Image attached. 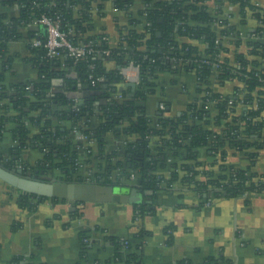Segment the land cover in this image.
Wrapping results in <instances>:
<instances>
[{"label": "trees", "instance_id": "trees-1", "mask_svg": "<svg viewBox=\"0 0 264 264\" xmlns=\"http://www.w3.org/2000/svg\"><path fill=\"white\" fill-rule=\"evenodd\" d=\"M205 1L143 0L144 8L139 12L143 26L137 28L134 24L141 21L129 19L126 27L119 31V44L110 47L104 33L94 32L95 11L102 14L105 3L110 2L116 9L128 13L134 0H0L1 79L12 60L8 53L10 41L27 39L30 62L37 70V77L33 80L10 86L0 85V132L5 128L4 124L10 122L13 125L10 130L14 142V146L7 152L0 151L1 161L7 167H12L18 161L22 163L23 170L31 175L38 168L44 170L43 177H56L64 181L88 180L103 184L132 181L138 184L143 196L151 194L153 197L161 189L171 191L170 185L180 182L186 189L198 194L201 203L210 201V195L237 196L251 189L252 186L246 182L252 175H247L245 171L252 163L246 169L236 167V175L233 176V172H228V169L234 165L228 161V164H219L218 171H203L200 180L196 178L199 171L195 167L202 164L198 159L199 154L203 152L207 156L209 150L215 149L221 160H229L227 151L222 149L225 141L229 146L238 145L242 149L254 147L255 143L228 135V139H225L217 133L212 137L213 131L205 129L203 123L198 122L201 110L192 102L176 116L168 114L165 103V108L159 110L155 120L146 115L143 104L145 97L156 91L160 73L193 72L196 77L208 83L204 79L211 75L212 63L219 61L220 57L222 61L218 63L217 73L219 84L235 77L250 90L259 87L258 94L264 90H261V87L264 88L261 79L264 74L255 75L256 70L247 69L248 64H259V58L264 60V41L246 40L248 49L243 52L230 49L228 45L231 43L232 47L237 48L242 43L239 38L216 43L218 35L221 38H234L239 35V31L226 20L211 15ZM231 1L239 5L243 16L250 13L257 23L255 32L262 34L264 7L256 6V0ZM41 14L58 17L60 29L70 30L68 38L72 43L91 42L97 51L76 64L65 52H60L55 58L47 57L42 45L31 46L36 33L44 34L40 25L33 24L34 19ZM176 36L190 41L178 42ZM200 42L206 45L203 51L197 46ZM105 49L109 50L108 54L102 52ZM230 52H233L234 62L239 64L236 72L233 71L236 66L229 62ZM204 55H208V58L204 59ZM172 58L174 61H171ZM105 61H112L114 68L107 69ZM130 63L139 68V83L134 90L129 87L123 92H117V85L125 82L120 69ZM179 63L177 67L173 66ZM90 73L94 77L102 75L104 81L92 85L88 78ZM79 84L90 87L96 93L77 104L72 97ZM49 91L53 92L48 95ZM116 94L121 97L116 98ZM216 95L214 93L212 97ZM218 106L221 110L225 109V101L219 102ZM263 108L264 104L259 102L258 109L252 113H259ZM196 115L198 118L192 119ZM93 116H97L100 122L91 128ZM219 119L221 116L218 115L217 121ZM263 126L264 123H258L247 127L245 132L251 134L252 129L260 132ZM33 129L36 131L32 132ZM74 130L87 139H73L68 134ZM109 133L135 138L126 143L123 152H108L106 136ZM207 144L210 147L204 151L203 147ZM30 146L37 148L41 155L34 165L21 158L22 150ZM168 159H171L170 162ZM82 162L95 163L97 171L83 173ZM159 169H168L170 172L164 175L158 172ZM190 172L192 175L189 176ZM131 174L135 176L133 180L130 179ZM6 186L9 193H16L19 207L33 210L38 203L49 199L24 195ZM49 200L64 201L56 198ZM132 205L134 218H141L153 211L147 208L143 197ZM79 214L77 210L73 212V215ZM146 234L142 228L138 229L134 237L139 242L134 244L129 238L126 239V249H123V239L108 238L114 245V255L109 264H142V246ZM91 236V232L80 233V238L86 242H83L85 246L91 242ZM9 264L33 262L23 256H13Z\"/></svg>", "mask_w": 264, "mask_h": 264}, {"label": "crops", "instance_id": "crops-1", "mask_svg": "<svg viewBox=\"0 0 264 264\" xmlns=\"http://www.w3.org/2000/svg\"><path fill=\"white\" fill-rule=\"evenodd\" d=\"M255 2L264 7V0ZM205 5L211 15L226 20L239 31L242 43L237 48H229L246 51V40L257 26L250 13L243 16L239 5L231 0H206ZM143 8V0H134L128 13L106 2L102 14L94 10V32L104 33L108 45L116 47L120 29L126 27L129 19L140 20L139 12ZM140 21L134 26L141 28L143 21ZM176 40L190 41L181 36H176ZM260 41H264V37ZM197 46L203 51L206 45L200 42ZM8 53L12 60L3 78L0 77V85L10 86L37 77V70L30 62L26 38L8 42ZM228 56L231 59L233 52ZM104 65L107 69L114 68L112 61H105ZM125 67L126 73H137L131 64ZM126 82L127 79L117 85V92L129 88ZM196 85L193 72L160 73L156 91L145 97L146 115L155 120L160 102L167 104L169 115H179L196 97ZM233 85V82L225 81L222 85H214V91L228 93ZM94 93L96 91L90 87L79 84L74 89L73 99L81 101ZM99 122V118L93 116L90 127H96ZM4 126L0 132V151L7 152L14 146L10 130L13 125L6 122ZM68 135L79 138L76 130ZM134 138L109 133L106 149L121 153L126 143ZM21 158L34 165L41 155L37 148L30 146L22 150ZM198 159L211 160L203 152ZM228 161L239 167L249 164L239 154L230 155ZM81 167L86 174L97 171L92 162H82ZM158 172L168 175L170 170L159 169ZM180 184L176 182L171 191L159 190L152 197L153 211L134 218L133 205L128 202H84L70 210V204L65 200L53 202L46 199L33 210L19 207L16 193H9L6 184L0 180V264H9L13 256H23L33 264H109L114 245L107 239L129 238L136 244L139 240L134 234L140 228L147 232L142 246V264H264V192L248 191L222 197L210 195V201L201 203L198 194L182 189ZM75 210L80 214L73 215ZM81 232L92 233L91 242L86 246L80 238Z\"/></svg>", "mask_w": 264, "mask_h": 264}, {"label": "built area", "instance_id": "built-area-1", "mask_svg": "<svg viewBox=\"0 0 264 264\" xmlns=\"http://www.w3.org/2000/svg\"><path fill=\"white\" fill-rule=\"evenodd\" d=\"M255 5L259 6V4L257 3ZM33 24L42 26L44 34L42 36L41 34L36 33L35 37H33L31 40V46L37 47L39 45H42L46 50V56L49 58H55L60 54V52H65V55L72 59L73 64H76L79 61L87 59L90 55L94 54L97 51L91 42L80 44L72 43L68 38V33L70 32V30L63 31L60 29L58 17H51L45 14H41L38 18L34 19ZM260 24L261 23H259V25ZM260 33L261 32H254L253 35L249 37V39H263L264 32L262 34ZM236 38H241L240 33L234 38L230 36H223L221 38V36L218 35L215 42L219 43L221 40L226 41ZM228 45L232 46L231 43H229ZM102 52L108 54L109 50L105 49ZM221 54L224 55V53ZM203 58H208V55H204ZM262 60L263 59L259 58V64L257 65L248 64L247 69L256 70L255 75L264 74V70L262 69L264 65L262 63L264 60ZM171 61H174V59L172 58ZM221 61L222 59L220 57L219 61H214L212 63L213 72L210 76L204 79L205 81L208 80V83H205L203 80L199 79V77L195 76L198 83L196 87L199 90L196 91V97L192 99L191 102L197 105L198 109L201 110V118L198 120V122L201 121L205 129L213 131L212 137L216 135L214 133H217L220 137L222 136L225 139H228V135L229 137H234V139L237 140L255 143L253 144L254 147L242 149L238 145L229 146L227 141H225L222 149L227 151V157H230V155L232 154H239L242 158L247 159L249 163L248 166L252 163L250 165V168L245 171L247 175H252L246 182L247 185L252 187L251 189L249 188L247 191H245L243 194L247 193L248 191L264 192V126L263 128H261L260 132H256L255 129L251 130V134H247V132H245V129L247 127L256 125L258 123H264V108L259 111V113H252L254 110L258 109L259 102L264 104V90L260 94H258V92L260 91L258 90L259 87L250 90L246 88L244 82L234 77L228 80L234 83L231 91H229L228 93L215 92L214 85L219 84V79L217 77V73L219 72L218 63ZM234 61L235 60L233 57L229 59V62L232 63V66H236L235 68H233V71L236 72L237 69H239V64ZM130 64L137 71L135 75L126 73V67H122L120 69V73L128 81H134L135 84H138L139 68L132 63ZM178 65H180V63L173 66L177 67ZM88 78L91 79L92 85H95L96 82L104 81V77L102 75L94 77L92 73L88 75ZM261 79L262 81H264V76ZM262 89L264 88L261 87V90ZM52 92L53 91H49L48 95ZM214 93H217L218 95L212 97V94ZM115 97L120 98L121 95L116 94ZM221 101H225L226 104L225 109L223 110H221L218 106V103ZM73 102L80 104L79 100L76 99H73ZM158 108L159 110H163L165 108V103H158ZM218 115L221 116V119H219V121H217ZM196 118H198L197 115L194 116V118L192 117V119L195 120ZM227 131L229 134H227ZM79 138L82 140L87 139V137L81 133H79ZM209 147L210 144L204 146V151H207ZM208 153L209 154H207V157H210L211 160H202V164L195 167V169L199 171L196 176V178L199 180L203 178V171H206L207 169H214L218 171L219 164L228 162V160H221L219 154L217 153V150L215 149L209 150ZM212 161H215V163L211 164ZM12 167L23 169L22 163L18 161L15 162ZM236 167L239 166H233L228 169V172H233V176L236 175L234 172ZM240 168L246 169V167L244 166H240ZM188 175L190 176L192 175V173L190 172L188 173ZM134 177V174H131L130 179L133 180ZM174 187H176V183L170 185L171 189H174ZM180 187L182 189H185L182 183L180 184ZM127 244L128 241L126 239H123V249L127 248Z\"/></svg>", "mask_w": 264, "mask_h": 264}, {"label": "water", "instance_id": "water-1", "mask_svg": "<svg viewBox=\"0 0 264 264\" xmlns=\"http://www.w3.org/2000/svg\"><path fill=\"white\" fill-rule=\"evenodd\" d=\"M159 34L157 33V35ZM126 85L132 90L136 86L134 81L126 82ZM118 90L121 91L122 87L119 86ZM81 102L82 100L79 101V103ZM34 173V175H31L21 168L7 167L0 159V180L2 182L24 195L32 194L37 197L65 200L70 204V210H73L76 205L84 202L134 203L142 197L144 202L147 203L148 209L155 207L152 204L151 194L143 196L138 184L132 181L109 184L88 180L64 181L56 177H40L39 174L44 173L43 169L39 170L36 168L34 169Z\"/></svg>", "mask_w": 264, "mask_h": 264}, {"label": "rangeland", "instance_id": "rangeland-1", "mask_svg": "<svg viewBox=\"0 0 264 264\" xmlns=\"http://www.w3.org/2000/svg\"><path fill=\"white\" fill-rule=\"evenodd\" d=\"M200 160V159H199ZM204 161H206V160H204ZM48 178V177H47Z\"/></svg>", "mask_w": 264, "mask_h": 264}]
</instances>
